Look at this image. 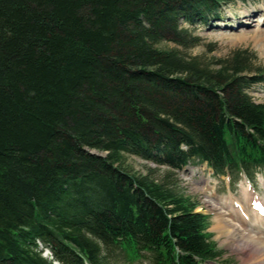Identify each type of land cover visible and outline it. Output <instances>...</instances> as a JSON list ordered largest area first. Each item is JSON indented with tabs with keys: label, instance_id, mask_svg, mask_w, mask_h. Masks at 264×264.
Segmentation results:
<instances>
[{
	"label": "trees",
	"instance_id": "1",
	"mask_svg": "<svg viewBox=\"0 0 264 264\" xmlns=\"http://www.w3.org/2000/svg\"><path fill=\"white\" fill-rule=\"evenodd\" d=\"M244 1L0 0V264L216 263L208 217L122 159L264 171L251 53L182 52Z\"/></svg>",
	"mask_w": 264,
	"mask_h": 264
},
{
	"label": "rangeland",
	"instance_id": "2",
	"mask_svg": "<svg viewBox=\"0 0 264 264\" xmlns=\"http://www.w3.org/2000/svg\"><path fill=\"white\" fill-rule=\"evenodd\" d=\"M195 29L201 38V45L187 52L182 51L187 57H195L205 65L214 66L221 61L228 60L237 51H247L253 57L251 67L255 69V72L264 74V43L253 40L255 33L264 34V0H246L220 8L218 12L212 13L203 25ZM161 48L176 49L171 43L161 45ZM249 95L254 102L264 104V84L253 87ZM122 166L133 175L148 177L163 184L193 204L195 212L208 217L206 233L210 235V240L217 250L222 253L216 264H244L241 260L242 255L233 253L225 238L215 231L213 223L215 216L204 205V197L211 194L213 199L232 196L234 201L240 198L242 185L248 183L254 196L262 201L264 200V187L261 180L264 181V171H258L250 180L244 176L219 177L206 164L190 165L182 171H172L128 155L123 156ZM111 254L115 258H120L116 252ZM112 264L128 263L119 260ZM132 264L147 263L134 262Z\"/></svg>",
	"mask_w": 264,
	"mask_h": 264
},
{
	"label": "bare ground",
	"instance_id": "3",
	"mask_svg": "<svg viewBox=\"0 0 264 264\" xmlns=\"http://www.w3.org/2000/svg\"><path fill=\"white\" fill-rule=\"evenodd\" d=\"M253 40L264 43V34L255 33ZM240 194L234 201L232 196L213 199L212 194L205 195L204 205L215 216V231L233 253L242 255L244 264H264V200L254 196L248 183L242 185Z\"/></svg>",
	"mask_w": 264,
	"mask_h": 264
}]
</instances>
